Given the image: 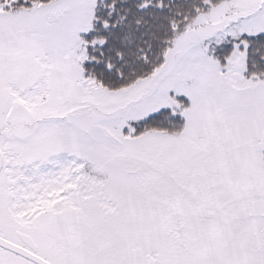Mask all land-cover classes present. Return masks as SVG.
<instances>
[{"label": "snow or ice", "instance_id": "snow-or-ice-1", "mask_svg": "<svg viewBox=\"0 0 264 264\" xmlns=\"http://www.w3.org/2000/svg\"><path fill=\"white\" fill-rule=\"evenodd\" d=\"M0 264H264V0H0Z\"/></svg>", "mask_w": 264, "mask_h": 264}]
</instances>
